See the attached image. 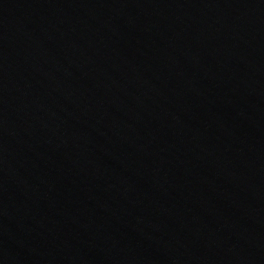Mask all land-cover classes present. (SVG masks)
I'll return each mask as SVG.
<instances>
[{
	"label": "water",
	"instance_id": "obj_1",
	"mask_svg": "<svg viewBox=\"0 0 264 264\" xmlns=\"http://www.w3.org/2000/svg\"><path fill=\"white\" fill-rule=\"evenodd\" d=\"M0 264H264V0H0Z\"/></svg>",
	"mask_w": 264,
	"mask_h": 264
}]
</instances>
